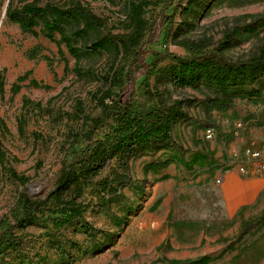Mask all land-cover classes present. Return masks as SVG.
Returning <instances> with one entry per match:
<instances>
[{
	"label": "rangeland",
	"instance_id": "obj_1",
	"mask_svg": "<svg viewBox=\"0 0 264 264\" xmlns=\"http://www.w3.org/2000/svg\"><path fill=\"white\" fill-rule=\"evenodd\" d=\"M31 1L0 0V221L11 224L20 195L44 200L52 190L68 161L72 135L100 112L95 97L120 93L112 79L123 77L130 54L87 51L85 45L107 34H128L130 7L141 0H42L43 9L78 3L106 25V31L72 38L81 49L78 61L58 33L53 41L45 38L41 22L25 32L7 19L8 8L20 11ZM148 1L143 17L150 52L184 58L189 53L180 43L192 42L235 62L264 43V0H208L190 13L189 0ZM71 26L82 28L83 22ZM176 66L162 59L121 93L124 99L133 93L128 103L134 115L154 106L176 108L170 138L107 163L83 186L82 214L68 224L55 226L40 216L33 226L15 228L16 245L0 255V264H264V206L227 217L216 182L219 170L251 167L242 158L246 149H264V77L241 86L230 106H215L216 89L202 79L194 85L176 82ZM31 79L39 86L29 85ZM115 127L110 121L101 136ZM207 129L214 133L210 140ZM46 212L61 216L49 204Z\"/></svg>",
	"mask_w": 264,
	"mask_h": 264
},
{
	"label": "trees",
	"instance_id": "obj_2",
	"mask_svg": "<svg viewBox=\"0 0 264 264\" xmlns=\"http://www.w3.org/2000/svg\"><path fill=\"white\" fill-rule=\"evenodd\" d=\"M208 0H189L186 11L195 12L196 8L203 9ZM42 0H32L25 4L20 11L7 9L6 17L9 21L20 26L25 32L37 24H42V31L50 41L53 34L58 33L68 54L76 61L80 57L81 49L77 48L72 38H82L87 30L101 29L106 31V25L101 19L93 15L88 9L76 3L69 9L40 6ZM150 4L148 0L133 3L129 11L131 31L128 34H117L100 38L98 41L85 45V50L102 51L106 48L121 49L130 54V64L122 78L112 79L120 86V93L105 91L100 97H95L96 106L100 112L95 118L84 120L82 131L72 135V142L68 147L69 158L62 167L52 190L44 200H31L26 194L19 196L16 206L11 212L13 224L8 220L0 221L3 232L0 236V255L5 254L16 245L14 229L24 230L33 226L38 217H46L55 226H64L71 219L81 216L82 209L79 202L82 197L83 186L95 178L101 170L114 158L128 157L149 147L160 144L170 138L172 123L179 116L176 108L161 109L154 106L152 111L144 116L134 115L129 101L134 97L131 92L128 99L122 97L128 85H133L138 74H151L156 63L162 59L177 64L176 82L194 85L199 79L209 82L215 91V106L228 107L239 96L240 87L251 84L260 77H264V43L256 53L243 61H229L219 50L206 51L192 42L180 43L189 53L181 58L173 54L153 53L146 49L147 23L143 17V8ZM83 22L82 28L72 27L71 24ZM152 55L154 63H147L146 58ZM75 73L80 74V68L75 66ZM26 74L20 78L23 81ZM29 85L37 87L38 83L31 79ZM2 84L0 82V90ZM13 93H18L20 86L14 85ZM34 106L39 107V103ZM113 121L116 127L108 134L101 136L106 125ZM22 131V126L20 127ZM79 146V148H77ZM13 177L24 183L25 179L12 173ZM47 204L60 213L59 219L50 217L46 210Z\"/></svg>",
	"mask_w": 264,
	"mask_h": 264
},
{
	"label": "crops",
	"instance_id": "obj_3",
	"mask_svg": "<svg viewBox=\"0 0 264 264\" xmlns=\"http://www.w3.org/2000/svg\"><path fill=\"white\" fill-rule=\"evenodd\" d=\"M218 176L217 193L225 216H234L242 209L256 204L264 206V173H257L248 167L245 175L230 169L219 170Z\"/></svg>",
	"mask_w": 264,
	"mask_h": 264
},
{
	"label": "built area",
	"instance_id": "obj_4",
	"mask_svg": "<svg viewBox=\"0 0 264 264\" xmlns=\"http://www.w3.org/2000/svg\"><path fill=\"white\" fill-rule=\"evenodd\" d=\"M214 136L212 129H207L205 131V138L207 140L212 139ZM235 161L237 160V154L234 155ZM242 158L246 159L247 163L251 165L253 170L257 173H264V149L260 150H252V149H246L243 153ZM235 165V163H231L229 167H232ZM237 172L239 174L245 175L247 174V168L243 166H237ZM219 183V180L216 181Z\"/></svg>",
	"mask_w": 264,
	"mask_h": 264
},
{
	"label": "bare ground",
	"instance_id": "obj_5",
	"mask_svg": "<svg viewBox=\"0 0 264 264\" xmlns=\"http://www.w3.org/2000/svg\"><path fill=\"white\" fill-rule=\"evenodd\" d=\"M35 191V190H34Z\"/></svg>",
	"mask_w": 264,
	"mask_h": 264
}]
</instances>
